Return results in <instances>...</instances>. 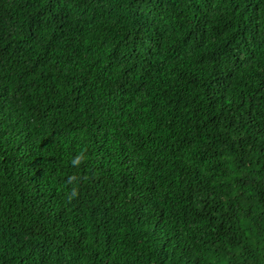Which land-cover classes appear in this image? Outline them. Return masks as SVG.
<instances>
[{
    "label": "trees",
    "instance_id": "1",
    "mask_svg": "<svg viewBox=\"0 0 264 264\" xmlns=\"http://www.w3.org/2000/svg\"><path fill=\"white\" fill-rule=\"evenodd\" d=\"M0 264H264V0H0Z\"/></svg>",
    "mask_w": 264,
    "mask_h": 264
},
{
    "label": "clouds",
    "instance_id": "2",
    "mask_svg": "<svg viewBox=\"0 0 264 264\" xmlns=\"http://www.w3.org/2000/svg\"><path fill=\"white\" fill-rule=\"evenodd\" d=\"M77 159H79V157H77ZM73 163H75V161H73Z\"/></svg>",
    "mask_w": 264,
    "mask_h": 264
}]
</instances>
